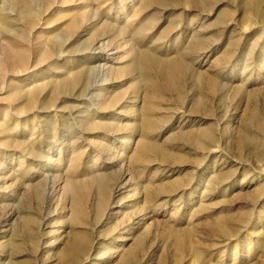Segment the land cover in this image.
<instances>
[{
    "label": "rangeland",
    "instance_id": "rangeland-1",
    "mask_svg": "<svg viewBox=\"0 0 264 264\" xmlns=\"http://www.w3.org/2000/svg\"><path fill=\"white\" fill-rule=\"evenodd\" d=\"M0 264H264V0H0Z\"/></svg>",
    "mask_w": 264,
    "mask_h": 264
},
{
    "label": "bare ground",
    "instance_id": "bare-ground-1",
    "mask_svg": "<svg viewBox=\"0 0 264 264\" xmlns=\"http://www.w3.org/2000/svg\"><path fill=\"white\" fill-rule=\"evenodd\" d=\"M9 22V21H8ZM10 26V25H9Z\"/></svg>",
    "mask_w": 264,
    "mask_h": 264
}]
</instances>
